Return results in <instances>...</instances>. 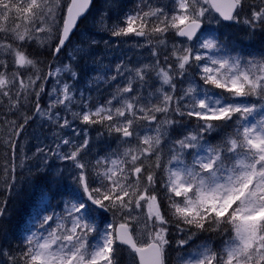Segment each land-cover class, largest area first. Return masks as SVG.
Returning a JSON list of instances; mask_svg holds the SVG:
<instances>
[{"label": "snow or ice", "instance_id": "obj_1", "mask_svg": "<svg viewBox=\"0 0 264 264\" xmlns=\"http://www.w3.org/2000/svg\"><path fill=\"white\" fill-rule=\"evenodd\" d=\"M90 4L91 0H0V96L9 99L10 110L16 108L20 98H39L44 92L41 81L54 79L48 95L56 99L47 109L37 102L34 115L61 129L71 126L66 118L61 122L55 109L63 106L70 110L75 99L72 86L61 82V74L68 73L73 80L78 74L66 64L54 70L50 67L42 75L39 62L30 58L25 46L35 41L43 47L55 39L58 42L51 54L57 56ZM244 7L245 0H174L171 15L163 7H149L148 11L125 16V26L116 28L113 36L151 38L173 31L189 43L172 45L164 61L172 59L174 63L167 67L160 65L158 48L151 53L157 57L155 64H116L114 75L95 79L115 81L126 77L123 86L117 85L106 105L91 109L85 104L80 112L73 113L82 124L107 122L109 133H117L120 144L128 145L123 151L113 150L89 165L81 159L90 143L86 130L82 142L60 138L55 148L36 147L34 156L45 163L49 154L71 162L72 186H62V170L43 174L46 187L29 210L24 248L16 256L0 253L8 256L10 264H119L117 244L135 254L134 264L136 258L138 264H167L170 221L154 191L160 170L164 173L161 187L166 190L179 232L195 228L231 233L221 249L198 245L178 255V264H264V52L259 57L252 53L247 54L248 58L233 55L225 41L213 33L208 37L203 34L204 22L214 19L213 14L220 18L217 23H242L251 30L250 35L254 36L257 29L264 32V0H253L249 13L241 20ZM158 44L167 47L164 39H159ZM75 52L88 54L83 47H77ZM192 66L199 69L205 86L221 92L202 89L189 80L183 94L177 96L176 77H185ZM149 72L156 73L160 87L145 102L133 93L137 83L147 81ZM173 113L195 117L198 130L175 140L165 159L162 143L178 123L170 118ZM31 119L25 116L18 126L15 120L8 121L11 135L0 143L15 153L19 144L11 137H19ZM233 121V131L220 143L211 145L205 141V134L211 135L217 129L215 122ZM141 129H146L143 135ZM134 137L138 143L132 145ZM10 170L12 177L8 179ZM15 170V165L9 166L5 160L3 184L9 190L15 187ZM53 199L57 200L56 207L62 205L59 212L52 205ZM4 211L0 207V217ZM134 211L143 214L142 227H137L140 215H133ZM108 213L112 214V222L104 223L101 229L99 222ZM195 235L192 232L187 239L177 240V247L184 248Z\"/></svg>", "mask_w": 264, "mask_h": 264}, {"label": "rangeland", "instance_id": "obj_2", "mask_svg": "<svg viewBox=\"0 0 264 264\" xmlns=\"http://www.w3.org/2000/svg\"><path fill=\"white\" fill-rule=\"evenodd\" d=\"M111 3H108L107 6L111 7L115 10L114 16H108L106 21L103 22V20H97L92 18L89 20V23L91 25L96 26V31H98V36L96 37V33H93L89 35V33H85L83 30L78 31V37L79 40H82L83 38H86L88 36H93L96 41L95 44H88L85 46H79V44L72 43L68 46L67 51L64 53L63 57L57 61L56 66L53 67V70L57 67H63L66 64H70L72 68H74L76 65L79 64V60L82 59V71H83V79L84 84L83 87L80 85H76V83H73L72 81H66L65 77H70V74L68 73H62L61 74V82H68L72 86V91L74 94V101L70 105V110H66L63 106L57 107L55 109L56 112L60 113L61 122L63 119H68L70 121L71 126L68 128L61 129L58 125L51 124L47 119H42L39 115H34L36 103L38 102L40 104V107L42 109H47L50 102L54 99H56V96L53 95L52 97H49L48 93L52 91V88L55 84L54 79L48 80L44 85V92L40 95L39 98H37L35 95H31L28 97L27 100L20 98L19 103L17 104L15 109H11L12 117L16 120L17 126L20 123L24 122L25 116H31L32 119L28 121L25 128L22 130V134L19 137H11L13 139L18 140L19 147L17 148L16 152L12 156V164L15 165V187L11 190H9L7 185L3 184V180L5 177L0 178V190H4L7 197L9 198L10 203H19L21 201H24L25 199V193L27 192L28 196L36 195L38 196L40 189L36 188L37 184L34 182H24V177H22L21 174H27L29 172H35L40 171L43 174L45 172L49 171H56V170H62L64 174V179L62 180V186L64 187H71L72 186V180H71V174L69 169L71 168V162H65L58 159L56 156L48 155L47 156V163H45L44 159L39 158L38 156H34V153L36 151V147L39 145L41 147L47 146L51 148H55L56 144L59 142L60 138H70L75 140L76 142H82L84 139V132L87 131V138L89 139L90 143L86 151L82 154L81 159L85 162L89 163V165H93L96 161V157H93V153L95 154V149H92L93 139L97 138L96 136H91V133L89 131L90 125H81V121L78 118L73 117V113L80 112L82 108H84V105L87 104V99L91 97V94L95 92L96 90H99L104 95L101 98H96L90 101V105H88L89 108L95 109L96 107H99L100 105H106V102L112 98L113 93L115 92L117 85H120L121 87L126 82V77H118L117 80L111 81V80H96L95 78L97 76H106L110 77L115 74V66L118 63H124L125 65L129 67H139L142 64H155L157 57L152 56V50L153 48H158L159 50V61L160 65L162 67H167V64H172L174 61L172 59H169L167 63L164 61V56L168 55L171 51L173 44H180L183 42L185 45H187L189 42L185 40H178L175 33L173 31H169L168 33L164 34L162 37L160 36H153L151 38L144 36H136V35H128V36H113L112 32L116 30L118 27H123L124 25V19H117L115 18L117 13H122V16L133 14L136 11H148L149 7L156 8V7H163L165 11L171 15L172 9L174 7V0H143V1H136L133 2L132 0L127 3L121 2L119 4V1H110ZM124 4H127L125 9H121ZM106 5H104L103 8H105ZM66 7V5H65ZM105 10V9H104ZM104 12H100L98 15V18H102ZM214 16V15H213ZM215 17V16H214ZM217 18L215 17L211 21L208 19L205 20V24L207 26V29L203 31V34L205 37H208L210 33H213L214 30L218 27V23L216 22ZM11 26V24H9ZM93 32H95L93 30ZM84 33L88 36H84ZM3 34H0V38H2ZM46 35V34H41ZM90 37H88L86 40H89ZM159 39H164L167 42V47H164L162 45L158 44ZM35 42V41H34ZM57 40L53 39L50 41V43H46L43 47L40 46L39 43L35 42L37 45L40 46V48L43 49H50V47L55 46ZM90 45V47H89ZM77 47H83L87 50L88 54L84 55L81 53H76L75 49ZM233 55H236V53H232ZM245 58H248L247 56ZM9 64H11V58L9 57ZM192 69L194 72H191L190 69H188V74L181 78L179 76L176 77L175 83H176V95H182L183 90L186 89L189 85V80H191L194 84L199 85L202 89H211L214 92L220 93L221 90L211 88V86H205L203 84V81L199 78V69L195 66H192ZM195 70H197V73H195ZM29 72L31 69L28 70ZM27 74V73H26ZM42 75L46 74L45 71H42ZM150 74H152L150 76ZM150 76V78H149ZM149 78V79H148ZM148 81H146L143 85L137 83L135 85L136 91L133 93V95L139 94L144 98V101L146 102L148 98L156 92V89L160 87V81L156 77L155 72H149L148 74ZM77 79V78H76ZM42 82V81H41ZM43 83V82H42ZM167 88V86H165ZM105 91H107V95H105ZM170 91V89H169ZM14 93V90H13ZM153 98V102H155V98ZM13 99H16L15 95L13 94ZM254 99V98H253ZM0 104L4 107H9V99L7 97L0 96ZM114 106L115 102H114ZM87 110V109H84ZM10 114V115H11ZM9 115V116H10ZM175 118L183 119L187 115L181 117L179 115H176L175 113L172 114ZM194 118V117H193ZM107 124V122H105ZM202 123V122H199ZM230 127H234V121L229 122ZM190 127H185L183 124H181L182 132L179 130V138H182V136L187 135L188 132L197 129L198 121L195 119V121L190 123ZM152 128H155V124L152 125ZM190 128V129H189ZM79 132L80 135H75V132ZM146 129H141V135L144 134V131ZM9 130L7 129L4 134V139H8L10 137ZM175 138L170 136L167 137L166 140L162 143L163 151L165 155V159H167V154L169 149L171 148L172 144L175 142ZM132 145H135L138 143L136 138L134 137L131 141ZM119 145H121L119 143ZM128 145H121V149L123 147H127ZM63 147V146H62ZM63 150L65 152L68 151L66 147H63ZM188 160H191V156H187ZM163 172V171H162ZM89 176L91 178L92 172L91 169L89 170ZM12 173L11 170L9 171L8 179H11ZM36 190V191H35ZM3 198V196H2ZM19 200V202H18ZM55 204L53 207L57 212L61 210V207H56L57 200L54 201ZM14 204V206H15ZM25 204H23L24 206ZM5 206V204H4ZM146 211V210H145ZM133 215H140V221L137 227H142L144 223V216L142 213L133 212ZM1 220V217H0ZM117 221L119 222V218H117ZM6 221H2L0 225L4 226ZM112 222V218L108 220L106 223ZM104 224L100 225V228L103 229ZM2 230V227H0ZM172 232L169 231L168 238L171 237L170 234ZM177 234L178 240L179 239H187L188 234L175 232ZM230 236V235H229ZM228 236V238H229ZM227 238V239H228ZM171 242V241H170ZM177 240H175L174 245L177 247ZM201 244H208L205 242H202L200 239H194L190 240L189 243L184 248H178V251L172 254L171 262L172 264H178L177 257L178 255L187 254L193 249H195L198 245ZM210 246V244H208ZM223 246V243L219 245L218 247H213L214 250H219ZM170 251L169 247L167 249L166 255ZM5 253V252H0ZM125 264H134V259L132 258V255H129L128 253L125 254ZM0 264H8V256L0 254ZM136 264V263H135Z\"/></svg>", "mask_w": 264, "mask_h": 264}, {"label": "trees", "instance_id": "obj_3", "mask_svg": "<svg viewBox=\"0 0 264 264\" xmlns=\"http://www.w3.org/2000/svg\"><path fill=\"white\" fill-rule=\"evenodd\" d=\"M111 0H95L92 12L90 16L84 20V22L80 25V29L84 28L89 34H93V30L95 31L96 26L93 27L89 23V20H91L93 17L94 19H98L97 15L100 11H104L105 14L110 13V7L107 6L108 3ZM118 1V0H113ZM108 2V3H107ZM253 2V0H245V7L243 12L240 14L241 20L243 19L245 14L249 13V5ZM258 3L259 0H256ZM105 6V8H103ZM100 9V10H99ZM105 9V10H104ZM112 9V8H111ZM106 16V15H105ZM122 19H124V16H122ZM250 29L246 28L242 23H236L231 22L227 24L218 23V27L214 30V35L218 37L219 40L225 41L228 45V50L231 53H236L243 55L244 57L247 56L248 53H252L259 57L260 53L264 52V32H261L259 29L256 30V34L250 35ZM73 41L77 42L78 38L77 35H74ZM27 54L30 56V58H33L34 60H37L38 67L42 71H47L48 66H53L54 62L59 60V58L62 56V54L59 55V57L56 60H52V54H51V47L50 49H43L40 48L39 45H37L35 42H32L29 45L25 46ZM191 72H194L192 67L189 68ZM9 72L12 71V66L9 64ZM195 73H197V70H195ZM77 81H74L73 83H76V85L79 86L81 82L83 81V75L81 70L77 71ZM69 81V79H66ZM44 82V81H42ZM97 96V94H96ZM98 97H95L96 99ZM11 110L4 107L0 104V140H4V134L5 131L9 128L8 121L15 120L12 117ZM11 114V115H10ZM10 115V116H9ZM162 118V117H161ZM170 118L175 119L178 121L177 124L173 125L172 128L169 130V135L174 137L176 140L179 138V130L182 132L181 124H183L185 127H190V123L195 121V117L189 118L188 116L184 117L183 119L175 118L173 115H171ZM16 121V120H15ZM146 124L147 122H142ZM217 123L218 127L216 130L212 132L211 135L205 134V141L208 144L216 145L221 142V140L231 133L233 131L232 127H230V123H224V122H215ZM81 125H84L81 123ZM89 131L91 133V136H96L97 138L93 139V146L92 149H95L96 153H93V157L99 158L101 156L107 155L109 152L116 150L119 148L120 151H123V148L121 149L120 143V137L117 133L112 132L111 134L108 131V128L106 127V123L104 124H93L88 126ZM190 129V128H189ZM163 147H161V150ZM8 153L7 156H5V153ZM16 152V151H15ZM163 152V151H161ZM14 153H12L10 148H5L2 143H0V178L4 176V164L5 160H7L8 165H12V156ZM22 177H24V182H34L37 184V187L42 188L46 187L45 180L43 178V173H33L32 174H21ZM164 179V173L162 170H160L157 174V185L154 189V191L157 193L159 198V203L161 205V210L163 214L165 215L166 219L170 221L169 225H167L169 231L172 233L170 234L171 237H169L170 245L169 249L170 251L166 255L167 264H172V254L177 252L178 249L174 245L175 240H178L177 234L175 232H179L175 226V221L173 220L171 216L170 209L168 207V200H167V194L166 190L161 187V184L163 183ZM3 196V198H2ZM37 196L36 195H25L24 201L18 202L19 203H10L9 198L7 197L4 190H0V207L4 208V216L1 217V220L5 222V225L2 226V230L0 229V252L5 251L7 253H10L11 255H18L21 250L24 248L25 240L24 237L28 234L26 232V229L28 228L27 224V218L28 213L31 207L33 206L34 202L36 201ZM56 199H53L52 204H55ZM5 204V206H4ZM15 204V206H14ZM23 204H25L23 206ZM106 219L103 222H98L99 226L106 223L110 218L113 219L112 214L108 213L105 214ZM0 220V223H1ZM118 223V221H117ZM33 230H35L33 228ZM192 232H196L195 236H192V240L194 239H200L201 241H209L210 246L213 245V247H218L221 245L225 240H227L228 236L231 235V233H225L223 229L220 231H197L195 228H192L190 231L180 232L184 234L191 235ZM127 252L121 248L117 247V257L119 258V264H125V258Z\"/></svg>", "mask_w": 264, "mask_h": 264}, {"label": "water", "instance_id": "obj_4", "mask_svg": "<svg viewBox=\"0 0 264 264\" xmlns=\"http://www.w3.org/2000/svg\"><path fill=\"white\" fill-rule=\"evenodd\" d=\"M93 1H94V0H91L90 7H91V5L93 4ZM69 2H70V0H69ZM90 7H89V9H90ZM89 9H88V10L86 11V13H85V14H84V15L78 20L76 27L73 29V32H72V34L70 35V38H71V36L73 35V33L75 32V30H76V28H77L79 22H80V21L86 16V14L88 13ZM223 22H227V21H223ZM69 40H70V39H69ZM69 40H68V41H69ZM68 41H66V44L68 43ZM66 44H65V46H66ZM65 46H64V47H65ZM121 246L127 248V246H125V245H121ZM136 261H137V264H138V258H136Z\"/></svg>", "mask_w": 264, "mask_h": 264}]
</instances>
